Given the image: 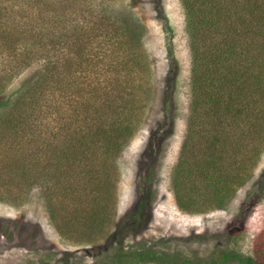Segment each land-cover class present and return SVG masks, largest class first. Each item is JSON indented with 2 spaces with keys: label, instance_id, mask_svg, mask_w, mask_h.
Instances as JSON below:
<instances>
[{
  "label": "rangeland",
  "instance_id": "obj_1",
  "mask_svg": "<svg viewBox=\"0 0 264 264\" xmlns=\"http://www.w3.org/2000/svg\"><path fill=\"white\" fill-rule=\"evenodd\" d=\"M4 5L10 16L1 22L10 30L21 23L44 36L35 37L37 46L21 40L15 53L0 55V80L8 76L0 83V120L27 110L17 101L36 82L47 85L42 102L24 113L22 125L0 130V171L20 159L19 153L15 158L20 149L34 173L22 197L15 192L22 184L3 185L0 179V264H109L118 249L137 248L194 264L232 251L264 264V119L257 123L241 115L240 120L223 104L218 119L213 104L192 107L202 76L193 73V45L198 62L210 45L221 53L230 37L224 24L213 39L191 38L182 0H11ZM125 19L137 38L142 34L139 47L121 29ZM111 21L115 27L100 25ZM256 30L245 55L254 73L257 67L264 71V26ZM225 70L217 72L222 79ZM213 84V92L228 96V84L223 91L220 80ZM246 90L240 103L245 112L261 109L264 92L247 95ZM122 95L130 98L126 118L132 119L133 135L118 156L103 153L102 145H87L88 152L81 145L65 148L75 109L81 115L77 123L91 127L92 116L113 105L108 98ZM29 124L31 131L23 133ZM217 136L218 168L201 171L211 153L209 142ZM41 145L51 158L47 164L38 157ZM61 155L74 158L71 166ZM185 164L189 175L177 171ZM216 172L227 177L222 201L204 178L211 173L219 187ZM47 183L59 209L55 220L47 207ZM178 194L188 208L179 207Z\"/></svg>",
  "mask_w": 264,
  "mask_h": 264
},
{
  "label": "trees",
  "instance_id": "obj_2",
  "mask_svg": "<svg viewBox=\"0 0 264 264\" xmlns=\"http://www.w3.org/2000/svg\"><path fill=\"white\" fill-rule=\"evenodd\" d=\"M9 1L11 0H0V55H4L7 53H15V51L20 48L21 43L19 42L21 40L23 41V43H28V41L32 42V47L37 46L40 44V41H35V37L44 36L41 31H38L37 28L33 26L18 23L15 26V29L10 30L5 24H3L1 21L10 16L7 9L9 6L4 5L5 2ZM15 1L23 2L24 0ZM44 1L45 0H30V3L35 4L37 2ZM182 2L186 11L187 29L191 38H195L196 36H198L197 39L201 41L206 39H213L215 30H217V27L223 24L224 27L228 28L227 31L228 34H230V37L228 38V47L221 51V53H218L217 50H214V47L210 45L208 48H205V52L203 51L201 53V60H199V62L196 61L199 58L197 47L193 45V73L202 74V76L197 80L196 85L194 87V95L196 96V98L194 97L192 104L193 111H197L199 108H202L206 105L213 104V106L216 107V114L213 117H215V119H218V109H220V105L223 104L224 106H226V113L233 114V117L240 116L238 118L240 120L242 119L241 115H244V118L247 120H252L254 118V122L256 121L257 123L263 120V101H260L262 102L261 109L257 110L256 107H254V109H252L251 111L249 110V113L245 112L247 106L243 103H240L243 100V97H246V94H244L243 89H247V95H253L264 92V71L261 72V67H257L256 73H254L255 70L251 71V64H249V60H247V57L245 56L246 54L250 53V50L252 48V45L247 41L248 38H252V36L257 37L256 28H261L262 26H264V0H182ZM42 14L43 11H41L39 15L42 16ZM128 22V19H125L120 22V24L122 25L121 29L125 30L128 36L132 38L131 41L133 42V47H137L136 43L139 47L142 34L139 38H137L134 34V30L128 29ZM100 25L115 27L114 25L116 24L112 23L111 21L107 23L101 22ZM237 27H243L246 28V30L237 31ZM211 31L213 32V34H210ZM243 39H245L246 41L245 45L242 44ZM255 43L257 44L255 48H257L258 44H260V41H257ZM10 63H13V60H11ZM221 67L224 70H228L227 75H225L224 77L225 79L221 78L222 75L218 76L219 73L217 72L219 71V69H221ZM46 70L50 72L48 68ZM208 74L212 75L213 77L210 78ZM7 78L8 76H4V78L0 80V83H4V80ZM213 80L221 81L220 89L222 91L224 89V86H227L228 84L229 93L226 98L223 97L221 91L213 92V90H215ZM238 83H241L240 87L239 85L236 86V84ZM46 85L47 84L43 80L40 83L36 82L34 87L32 89H29L22 96V99L19 100V102L17 101V106H19L21 101H23L24 104L27 105V110L13 111L12 116L7 115L5 120H3L4 123L0 120V130L4 129L6 131L8 130L9 132H11V130H13L12 125L17 128L22 125V123L25 122V118H23L24 113L26 111L28 112L30 110H34L37 105L42 102ZM233 88H235V90H233ZM212 93H215L214 97L208 96L212 99L211 101H208L206 95H211ZM127 97L122 95L114 98H108L112 101L113 105L109 106L108 109H105L101 114L99 113L95 117L92 116L94 122L90 123L91 127L87 126L86 124L85 126H83L84 122L82 124L77 123L80 122L81 115L79 109H75L73 111L74 116L70 118L72 127L69 128H72V131L70 134H68V136H66L67 138L65 148L72 150L74 148L77 149V146L80 145L85 147L87 145H90L91 148L102 145L103 153L110 154L112 151H116L118 156L123 145L133 135V125L131 121L132 119L127 120L126 118L128 112L126 110L127 107L125 105V102H128L130 100L129 96ZM5 104L6 103H3L1 104V106ZM10 104L11 103H9L8 101L6 106H9ZM250 104H252V102ZM33 120L35 119L33 118ZM99 121L101 122L97 123ZM5 124L6 128L3 126ZM81 125L83 127H81ZM27 126L28 127L25 128L28 131H25L24 129L23 133L31 131V124ZM1 139L2 137H0V140ZM218 142V136L214 137V140L209 142L211 147V153L209 155L208 161L203 164L201 171L205 172L210 167H215V170L218 168V164L216 161V158L219 156L217 150L219 148L220 143ZM41 148V151L38 150V154L40 155L38 157H41L44 163L47 164L48 161H50L51 159L47 156L48 149L46 150L43 145H41V147H39L38 149ZM89 149L90 148L86 147V152H88ZM15 150L18 151L15 153V158L18 157L17 154L19 153L20 159L17 161H8L6 165H2L3 170L0 171V179L2 180L3 185H6V183H9V181L22 184L20 186L21 190H19L18 188L15 190L16 193L19 192L21 194L24 190L23 185L25 186V184L29 183L28 178L34 176V173L33 169L26 165L25 158L28 156L25 155L20 149ZM63 155H61V157H64L66 159L68 158V165L71 166L72 162L74 161V158H69V156ZM184 167H187V165L185 164L183 168H177L178 173L186 171L189 175L191 173L190 165H188L187 169H185ZM48 170L50 171L49 167ZM1 173L7 175V177L2 178ZM216 173L219 177L217 181L219 183V187L217 183L214 184L211 182V180L214 178L211 173L205 175L204 178L206 180V185L208 186V188L212 189L215 196L219 198V201H222V190L228 186L226 185L228 183L227 177L224 176L221 172ZM44 175H50V172L49 174L47 173ZM57 182L59 183L61 182V180H58ZM68 183L69 182L66 183L67 188H70V185ZM44 185L47 188L45 189V197L48 205V211L51 219L55 220L56 212L54 211V209L58 213L59 209L57 208V210L56 207L52 205V203H54L53 199L55 197L51 195V189L53 186H51L49 183ZM0 189L4 188L0 187ZM17 199L20 198L17 197ZM178 205L182 209L188 208V206L185 205V203L183 202L182 198H180L179 194ZM111 258L112 260L109 264H141L151 262H155L157 264H194L191 260L180 257L179 255L174 256L169 255L168 253L163 251L154 252L145 250L144 248L133 249L131 252L124 251V249H118L116 253L112 255ZM209 260L210 261L202 260L200 264H230L234 261H237L241 264H258L253 257H242L232 251H225L221 253L219 257L211 258Z\"/></svg>",
  "mask_w": 264,
  "mask_h": 264
}]
</instances>
